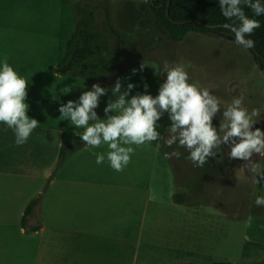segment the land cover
Here are the masks:
<instances>
[{"label": "rangeland", "instance_id": "374dc122", "mask_svg": "<svg viewBox=\"0 0 264 264\" xmlns=\"http://www.w3.org/2000/svg\"><path fill=\"white\" fill-rule=\"evenodd\" d=\"M76 2L83 9L94 13L97 21L102 22V31L109 19L114 29L124 36L122 48L117 45L120 41H116L118 61L122 63L103 83L117 77L122 78L125 73L136 69L135 74L131 72L123 77L124 84L136 83L138 87L133 91L135 94L136 91H143V83L147 82L150 85L149 91L155 95L159 83L163 82L161 77L154 75L155 69L162 66L164 61L178 63L189 73L191 83L211 89L222 102H231L233 97H240L249 111L259 108L264 115V72L259 69L254 56L247 49L233 42L234 38L192 33L182 42L174 43L151 13V0ZM136 61L137 64L131 65ZM127 67L128 70L125 69ZM80 82L86 86L78 87L77 98L82 91L92 86L86 81ZM106 100L107 97H102L100 108L97 109L102 117ZM213 123L218 125V119H214ZM256 127L264 129V119L254 125ZM74 140L82 143L77 136H74ZM105 146L91 151L92 156L96 157V153L101 152L106 154L108 148ZM174 149L181 156L166 159L164 152L171 153ZM227 151L224 148L216 159L210 158L203 167H196L186 159L188 153L176 145L168 148L161 142L159 145L153 143L135 148L131 158L139 164L129 162L126 170L139 182L136 185H148L151 176H159L160 192L163 191L160 197L167 195L172 187L171 190H175L174 201L190 208L177 211L168 203H159V218L156 220L153 217L152 222L148 215V220L143 224L144 229L132 232L136 243L122 247V264H264V208L254 204V193L264 194L260 191L264 184L257 185L250 178L252 173L249 171L256 165L264 169V155L254 154L250 162H243L229 159ZM90 156L79 153L74 157L73 165L69 164L62 174H69L71 166H79L81 174L90 175L85 172L84 162ZM88 168L93 170L96 166L90 164ZM172 174L175 176V189L170 185ZM34 189L35 187H31L30 191ZM73 190H77L79 196L82 192L94 194L96 200L98 198V206L107 211L118 206L101 200L104 195L100 193L105 190L100 185L83 189L78 184ZM54 193L56 196L61 191L58 189ZM117 193L113 194L115 200L122 203V210L135 207L140 209L142 201H145L138 192H122V200ZM164 199L166 201L167 196ZM9 211V207L5 206L0 212V223H15L17 228L20 227L18 223L21 219L18 218L20 216H17V211ZM37 217L38 215L33 225L36 224ZM104 230L96 227L95 233L100 235ZM8 236H17L16 230H0V238ZM27 238H30L33 245L34 239Z\"/></svg>", "mask_w": 264, "mask_h": 264}, {"label": "crops", "instance_id": "0c3cea01", "mask_svg": "<svg viewBox=\"0 0 264 264\" xmlns=\"http://www.w3.org/2000/svg\"><path fill=\"white\" fill-rule=\"evenodd\" d=\"M75 2L0 0V56H6L14 70L28 80L27 115L40 123L28 142L21 146L15 144L12 130L0 124V212L7 206L9 212L16 210L21 219L18 228L15 223H0V230L17 232V236L0 238V264H122V247L136 243L132 232L144 229L148 215L152 222L153 217L156 220L159 218V203H168L177 211L190 208L174 201L175 190L172 191V187L167 195L160 197L163 191L160 192L159 176H151L148 185H136L139 182L126 167L117 172L109 166L107 159L97 164L96 157L91 153L95 148H84L72 155L53 175L62 148L80 143L74 140L73 129L67 121H59V106L68 100H75L78 87H85L86 84L78 77L62 75L56 70L65 57L67 44L76 27ZM97 24L100 30L102 22L98 20ZM112 42L116 50L117 42ZM117 45L122 48V41ZM121 63L117 52V62L104 79ZM134 63L137 64V61L131 65ZM125 74L122 79L128 75ZM116 79L101 86H110ZM161 122L167 125V116ZM138 150L141 151L140 148ZM79 153L91 155L84 161L85 172L90 175L81 174L79 166H71L69 174H62L69 164L73 165V159ZM130 162L138 163L134 158ZM90 164L96 168L90 170ZM172 176L170 185L175 189V176ZM78 184L83 189L100 185L105 190L100 193L104 195L101 200L118 206L107 211L98 206V198L96 200L94 194L82 192L79 196L77 190H73ZM31 187H35L32 192ZM58 189L61 193L55 196L54 192ZM44 191V199L28 224L30 229L41 225V231L28 233L22 227L25 210ZM129 191L141 193L145 198L140 209L122 210V203L115 200L114 192H118L122 200V192ZM37 215V222L33 225ZM96 227L105 230L96 235ZM27 237L34 239L33 245ZM21 247L23 250H20Z\"/></svg>", "mask_w": 264, "mask_h": 264}, {"label": "clouds", "instance_id": "9594fccd", "mask_svg": "<svg viewBox=\"0 0 264 264\" xmlns=\"http://www.w3.org/2000/svg\"><path fill=\"white\" fill-rule=\"evenodd\" d=\"M216 3L226 21L221 27L233 34L236 45L252 49L255 41L250 37L261 27L255 17L264 16V0H216ZM245 8L251 11V17ZM136 71L133 69V74ZM154 75L163 81L155 95L149 91L147 82L143 83V91L133 94L138 85L133 82L125 85L118 77L110 86L94 83L76 100L61 103L58 119L67 121L73 135L86 142V148L106 145L109 150L106 154L96 153V163L102 164L107 159L117 172L129 164L135 151L132 145L161 142L168 148L176 145L188 153L186 159L196 167H203L210 158L216 159L224 148L231 160L250 162L254 154L264 155V129L254 128L264 119L259 108L249 111L240 97L222 102L211 89L191 83L189 73L178 63L164 61ZM28 84L8 58L0 56V124L12 130L17 146L26 144L40 124L27 115ZM102 97H107L103 117L97 111ZM165 116L167 125L161 122ZM214 119H218V125L213 123ZM180 156L175 149L164 152L166 159ZM249 171L257 185L264 184V169L256 165ZM260 191L264 192V188ZM254 197L255 206L264 208V194L254 193Z\"/></svg>", "mask_w": 264, "mask_h": 264}, {"label": "trees", "instance_id": "16d2710c", "mask_svg": "<svg viewBox=\"0 0 264 264\" xmlns=\"http://www.w3.org/2000/svg\"><path fill=\"white\" fill-rule=\"evenodd\" d=\"M75 10L76 27L67 44L65 57L56 70L62 75H72L90 84L102 85L104 76L117 62V52L112 41L124 42V36L114 29L109 19L105 23V29L100 31L94 13L83 9L77 2ZM151 12L174 43L182 42L192 33L234 38L231 32L221 27L226 21L220 14L216 0H156L151 3ZM245 12L252 16L247 8ZM255 18L260 21L261 27L251 34L250 38L255 41V46L247 50L254 56L259 69L264 72V16ZM85 143L65 145L53 175L69 157L86 148ZM44 193L45 191L33 199L25 210L22 227L28 233L41 231V225L30 229L28 224L35 210L41 205Z\"/></svg>", "mask_w": 264, "mask_h": 264}, {"label": "flooded vegetation", "instance_id": "af4514ba", "mask_svg": "<svg viewBox=\"0 0 264 264\" xmlns=\"http://www.w3.org/2000/svg\"><path fill=\"white\" fill-rule=\"evenodd\" d=\"M153 1H154V0H151V3H152V4H153Z\"/></svg>", "mask_w": 264, "mask_h": 264}]
</instances>
